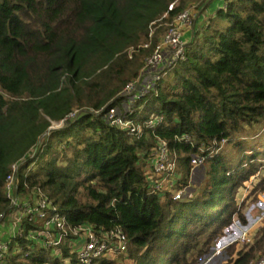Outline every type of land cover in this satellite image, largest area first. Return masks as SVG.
Segmentation results:
<instances>
[{
    "label": "trees",
    "instance_id": "obj_1",
    "mask_svg": "<svg viewBox=\"0 0 264 264\" xmlns=\"http://www.w3.org/2000/svg\"><path fill=\"white\" fill-rule=\"evenodd\" d=\"M209 2L0 0V213L8 208L10 166L20 162L19 192L39 190L72 227H119L133 264H209L224 231L248 225L236 195L248 185L253 197L264 188V134L248 136L264 126V0H222L225 7L186 36L185 59L168 65L135 103L130 119L141 137L89 114L120 105L160 41L152 26L171 23L191 4L207 10ZM151 115L159 120L149 127ZM157 139L177 160L178 188L190 180L191 155L206 158L195 194L152 193L144 169ZM237 247L214 258L249 264L264 252V225L251 245ZM58 263L35 250L11 252L0 264Z\"/></svg>",
    "mask_w": 264,
    "mask_h": 264
},
{
    "label": "built area",
    "instance_id": "obj_2",
    "mask_svg": "<svg viewBox=\"0 0 264 264\" xmlns=\"http://www.w3.org/2000/svg\"><path fill=\"white\" fill-rule=\"evenodd\" d=\"M224 7L223 4L222 8ZM171 9L172 5L169 7V10ZM200 9L202 8L193 12L191 11L193 9L186 8L173 18L155 50L144 59L139 76L128 82L119 95L120 105L107 107L108 109L106 107L98 110L90 109L89 114L102 117L111 127L128 130L130 134L141 137L140 124L130 119L137 109L135 103L154 91L156 83L159 82L163 70L168 65L185 59V46L188 41L181 34V30L193 26ZM143 47L146 48L147 44ZM78 114L79 111L71 113L62 121L54 123L51 129L61 128L67 121L75 119ZM158 120L157 117L150 116L147 125L152 127ZM181 140L194 146L189 135H183ZM32 155L33 149L29 152V157ZM205 159L200 154L191 155L190 173L202 168ZM176 162L164 140L157 139L148 151L144 176L152 193L160 198L170 193L173 200H181L187 192L188 186L178 188L180 176L177 174ZM19 166L20 162L10 166V173L4 185V197L8 202V208L0 213V263L11 252L26 256L35 250L48 252L54 260L59 261L58 264H95L96 262L102 264L104 261L101 259L109 258L111 261L115 256L127 257L128 239L119 227L110 230L95 228L89 224L72 227L66 224L57 206L48 201L39 190L30 194L19 192ZM263 225L264 213L244 228L236 240H221L215 244L214 252L208 261L220 255L234 242L241 246L251 245L255 236L252 230H257ZM64 253L66 257H63ZM249 264H264V252L252 259Z\"/></svg>",
    "mask_w": 264,
    "mask_h": 264
},
{
    "label": "rangeland",
    "instance_id": "obj_3",
    "mask_svg": "<svg viewBox=\"0 0 264 264\" xmlns=\"http://www.w3.org/2000/svg\"><path fill=\"white\" fill-rule=\"evenodd\" d=\"M188 6H189L188 9H193V10H191L193 12L197 11L198 8H202V9H200L202 12L200 11L198 18H196L193 21V26L190 29L185 28V29L181 30V34L185 38H186L187 32H190V35H193L195 32L199 31L201 29V27H203L206 24L208 17H210L213 14V12L215 11V10L211 11V9L209 10V8H207V10H206V7L197 6L196 4H191ZM170 24L171 23H165V24H160V25L157 24L156 26H152L150 28V31H151L150 33L151 34H157L159 39H161V37L168 30V27ZM248 133H249V135H248L249 138H250V136L263 135L264 134V126L263 125H257L254 128L248 130ZM254 139H257V138H253L250 140L254 141ZM261 140H263V141H260V143H264V138H262ZM225 149H227L226 145L222 148V151ZM232 153L234 154L233 151H232ZM205 171H206V165H204L202 168H197V169L193 170V173L190 177V180L187 183V186H188L187 191H188L189 195L195 194V190H197L199 188L200 184L203 181ZM263 173L264 172L259 173V177L261 175H263ZM256 181H257V178H254L251 180L252 183H255ZM249 191L250 190H249V185H248V188L239 189L237 191V195H236V201L238 204H240L242 201H244V203H245L244 208H243V213H244L246 220L248 221V225L250 224V222L258 219L264 213V188H262L260 191H258V193L256 194L255 197H253V194H249ZM34 192H38V191H34ZM247 226L244 227V226L239 225L237 222H234L231 227H228L224 231L225 235L219 241H221V240H226V241L227 240H231V241L236 240L238 238V235L240 234V232H242L244 230V228H246ZM260 228L261 227H259L257 230L256 229L252 230L253 234H256ZM219 241L214 243V244L219 243ZM213 246H215V245H213ZM239 249H241L240 244H238V247H237V250H239ZM260 252L262 253L263 249L260 250ZM50 258H52V257L50 256ZM218 259H220V257L214 258L213 260L210 261L209 264H223V263H225L226 259H223V260L222 259L218 260ZM101 260L106 261L109 264H133V262H131L129 259H126V257H124V256L112 257L111 261H109V258H105V259H101ZM95 264H98V262H96Z\"/></svg>",
    "mask_w": 264,
    "mask_h": 264
},
{
    "label": "crops",
    "instance_id": "obj_4",
    "mask_svg": "<svg viewBox=\"0 0 264 264\" xmlns=\"http://www.w3.org/2000/svg\"><path fill=\"white\" fill-rule=\"evenodd\" d=\"M209 3H210V5L208 8H209V10L211 9V11H214L216 8H219V7L222 8V6H223L222 0H211ZM186 36H190V32H187ZM192 173L190 174V177H191ZM195 192H196V190H195Z\"/></svg>",
    "mask_w": 264,
    "mask_h": 264
}]
</instances>
